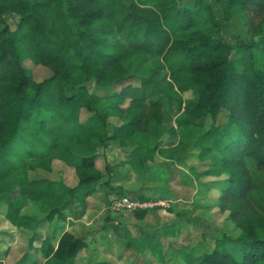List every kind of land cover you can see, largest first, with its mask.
Listing matches in <instances>:
<instances>
[{
    "label": "trees",
    "instance_id": "16d2710c",
    "mask_svg": "<svg viewBox=\"0 0 264 264\" xmlns=\"http://www.w3.org/2000/svg\"><path fill=\"white\" fill-rule=\"evenodd\" d=\"M9 13L19 16L15 29L4 19ZM235 16L247 37L223 34L219 23ZM135 55L154 63L149 77L129 67ZM26 59L52 76L34 81ZM135 78L139 86L117 91ZM112 118L121 123L110 131ZM172 122L171 133L191 136L163 148ZM110 141H137L141 162L157 155L181 162L195 148L208 162L201 175L225 176L213 182L218 208L239 234L223 235L187 264H264V201L251 170L264 172V0H0V202L6 181L16 187L7 220L32 227L23 210L33 201L53 222L64 217L68 197L85 213L104 178L94 154ZM55 160L75 168V188L31 177L50 172ZM54 241L42 242L44 263L25 255L16 264H75L86 247L71 232Z\"/></svg>",
    "mask_w": 264,
    "mask_h": 264
},
{
    "label": "rangeland",
    "instance_id": "374dc122",
    "mask_svg": "<svg viewBox=\"0 0 264 264\" xmlns=\"http://www.w3.org/2000/svg\"><path fill=\"white\" fill-rule=\"evenodd\" d=\"M4 19L15 29L19 16L9 13ZM219 24L223 34L230 39L248 36L247 24L239 16ZM153 65L152 60L140 55L129 59V67L137 66L142 77L150 76ZM22 66L36 82L53 74L50 68L29 59L24 60ZM126 84L139 86L140 81L135 78L120 84L117 91ZM90 89L94 90V86ZM184 98H191V94H185ZM128 105L129 101L123 106ZM89 116L83 110L81 122ZM120 123L118 118L110 119L109 130ZM172 126L175 127L174 122L167 125L168 132L161 140L163 148L178 146L191 136L190 132L171 133ZM136 146L137 141H110L100 146L94 155L104 178L98 192L88 199L87 211L83 213L78 202L68 197L64 217L53 222L45 220L49 208L29 201L23 214L31 218L32 227L12 225L6 218V209L7 203L14 198L16 187L13 181H6L7 196L0 202V260L5 264H16L27 255L44 263L42 242L50 237L57 241L64 233L71 232L86 244L75 264H187L189 257L211 252L223 235L236 237L239 234L229 214L218 208V185L213 187V182L219 183L225 176L201 175L208 162L199 158L197 149L190 148L181 162L160 155L152 161L141 162L135 152ZM107 164L114 167L111 175L106 172ZM251 170L264 201V172L252 166ZM31 177L59 182L69 188L78 184L75 168L60 160L53 162L50 172L37 170ZM124 197L153 205L143 209L147 211L144 219H137L134 212L115 208L114 203ZM151 237H155V251Z\"/></svg>",
    "mask_w": 264,
    "mask_h": 264
},
{
    "label": "built area",
    "instance_id": "2783aa9c",
    "mask_svg": "<svg viewBox=\"0 0 264 264\" xmlns=\"http://www.w3.org/2000/svg\"><path fill=\"white\" fill-rule=\"evenodd\" d=\"M114 205L116 209H123L129 212H135L151 207L153 204L144 203L138 200L124 197L121 200L115 202Z\"/></svg>",
    "mask_w": 264,
    "mask_h": 264
},
{
    "label": "crops",
    "instance_id": "0c3cea01",
    "mask_svg": "<svg viewBox=\"0 0 264 264\" xmlns=\"http://www.w3.org/2000/svg\"><path fill=\"white\" fill-rule=\"evenodd\" d=\"M20 260H21V259H20ZM20 260H19V261H20ZM1 261H2V260H1ZM19 261H18V262H19ZM2 262L4 263V261H2ZM18 262H17V263H18ZM4 264H5V263H4Z\"/></svg>",
    "mask_w": 264,
    "mask_h": 264
}]
</instances>
